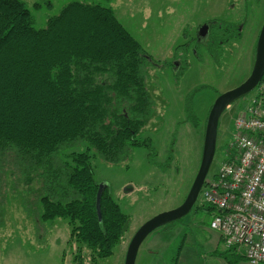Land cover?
I'll list each match as a JSON object with an SVG mask.
<instances>
[{
  "label": "trees",
  "instance_id": "1",
  "mask_svg": "<svg viewBox=\"0 0 264 264\" xmlns=\"http://www.w3.org/2000/svg\"><path fill=\"white\" fill-rule=\"evenodd\" d=\"M217 26L208 50L218 59L238 30ZM151 59L111 7L72 2L37 29L24 1L0 0V229L9 189L23 202L27 192L37 196L41 221L68 220L79 264L83 248L94 258L113 255L130 217L107 186L99 221L92 160L119 164L149 146L138 137L152 112Z\"/></svg>",
  "mask_w": 264,
  "mask_h": 264
},
{
  "label": "rangeland",
  "instance_id": "2",
  "mask_svg": "<svg viewBox=\"0 0 264 264\" xmlns=\"http://www.w3.org/2000/svg\"><path fill=\"white\" fill-rule=\"evenodd\" d=\"M22 1L32 11L37 29L45 28L48 17L58 15L72 2L111 7L119 22L152 58L146 80L152 112L138 137L147 140L149 146L135 147L129 158L119 164L107 163L98 156L92 160L96 181L110 187L130 223L111 257L94 258L83 248V264H125L130 242L140 227L161 213L179 208L186 200L201 166L208 116L215 101L251 76L257 36L264 25V0ZM215 18L231 23L246 21L244 38L222 45L221 57L216 60L200 48L201 58L197 59V47L187 39L196 36L200 26ZM172 61L182 63L175 75L170 66ZM256 96L255 88L233 102L221 116L216 153L206 182L219 172L226 158L237 116ZM74 150L81 147H71L65 154ZM35 183L31 188L38 192L41 184ZM26 193H22L25 202L13 190L7 193L5 226L0 229V264H79L77 244L70 241L68 220L41 221L42 208L38 207L37 196L30 194L28 199ZM200 197L201 193L187 216L147 237L135 264L147 263L144 249L157 233L177 231L182 236L173 243L171 253L179 249L183 237L187 239L188 235L190 248L186 251L196 254L197 264H227L220 254L229 250L211 229L213 213L201 209L207 206ZM230 260L233 264H247L232 255Z\"/></svg>",
  "mask_w": 264,
  "mask_h": 264
},
{
  "label": "built area",
  "instance_id": "3",
  "mask_svg": "<svg viewBox=\"0 0 264 264\" xmlns=\"http://www.w3.org/2000/svg\"><path fill=\"white\" fill-rule=\"evenodd\" d=\"M257 96L235 120L232 144L200 197L215 209L210 227L227 250L264 264V76Z\"/></svg>",
  "mask_w": 264,
  "mask_h": 264
},
{
  "label": "water",
  "instance_id": "4",
  "mask_svg": "<svg viewBox=\"0 0 264 264\" xmlns=\"http://www.w3.org/2000/svg\"><path fill=\"white\" fill-rule=\"evenodd\" d=\"M264 76V25L257 44L256 58L251 76L238 88L222 94L215 101L208 116L203 156L200 169L193 183V186L184 201L177 209L161 213L140 227L128 247L125 264H135L139 249L147 237L155 230L174 221L187 216L198 202L201 190L209 174L214 156L216 153L218 127L220 118L230 105L238 99L252 92L261 82ZM107 184H100L97 194V214L99 221H102L101 200Z\"/></svg>",
  "mask_w": 264,
  "mask_h": 264
},
{
  "label": "crops",
  "instance_id": "5",
  "mask_svg": "<svg viewBox=\"0 0 264 264\" xmlns=\"http://www.w3.org/2000/svg\"><path fill=\"white\" fill-rule=\"evenodd\" d=\"M155 236V240L150 241L148 248L144 249V259L147 261L146 264H197L196 254L194 255L193 251H186V249L190 248V244L187 242V240L189 239L188 235L187 239L186 237H183V241L180 244L179 249H177V251L173 253H171L172 245L177 239H180V237L182 236V232L179 233L177 231L173 233H157ZM221 241L223 243L222 238ZM185 242L187 243V245ZM230 255L235 256V259H237L238 261L246 262L247 264H249L247 260L241 256L239 257L232 252H230ZM220 257L223 258L227 262V264L234 263L232 260H230V257L228 260H226L222 256ZM158 259L161 260L158 262Z\"/></svg>",
  "mask_w": 264,
  "mask_h": 264
},
{
  "label": "flooded vegetation",
  "instance_id": "6",
  "mask_svg": "<svg viewBox=\"0 0 264 264\" xmlns=\"http://www.w3.org/2000/svg\"><path fill=\"white\" fill-rule=\"evenodd\" d=\"M234 7H235V4L233 5L232 8H234ZM220 21H223V22H225L227 24H231V25L234 24V26H232V27L238 30V34L233 33L234 38L231 41H235V39H240L242 36L244 38L243 32L245 30L246 21L245 22L244 21L238 22V23H231V22H228L226 20H220ZM217 22H218L217 18H215V20H209L205 25L200 26V29L197 31L196 36H192L189 39H187L190 43H193L197 47V48H195V53H196L197 59L201 58L198 51L200 48H202L201 50H205L207 52V54L213 60H216V57H214L213 54L211 52H209L208 46L211 44V40L214 37V35L219 34L218 33L219 29H216ZM217 27H219V26H217ZM262 28H261V31H262ZM260 34H261V32H260ZM259 37H260V35L257 36L256 51H257V44L259 41ZM228 44H229V42H228ZM256 51H255V56H256ZM220 53H221V51H220ZM170 66L174 70V75H175L176 69L181 68L182 63L178 62V61H172L170 63Z\"/></svg>",
  "mask_w": 264,
  "mask_h": 264
},
{
  "label": "bare ground",
  "instance_id": "7",
  "mask_svg": "<svg viewBox=\"0 0 264 264\" xmlns=\"http://www.w3.org/2000/svg\"><path fill=\"white\" fill-rule=\"evenodd\" d=\"M260 84V83H259ZM217 175V174H216ZM215 175V176H216ZM215 176H213V177H215ZM208 177V176H207ZM205 185H206V181H205V184H204V186H203V188H202V190H201V195H202V193L204 192V190H205ZM214 214V213H213ZM224 243V242H223ZM240 256V255H239Z\"/></svg>",
  "mask_w": 264,
  "mask_h": 264
}]
</instances>
